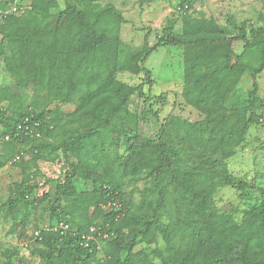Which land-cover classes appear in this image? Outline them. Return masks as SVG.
Returning <instances> with one entry per match:
<instances>
[{
	"label": "trees",
	"instance_id": "trees-1",
	"mask_svg": "<svg viewBox=\"0 0 264 264\" xmlns=\"http://www.w3.org/2000/svg\"><path fill=\"white\" fill-rule=\"evenodd\" d=\"M20 1L27 7L11 14L14 0H0V63L16 89L0 87V144L13 154L30 144L35 159L42 153L73 158L87 166L84 177L92 182L90 191L77 189L73 162L64 180H47L56 183L51 215L71 231L41 230L39 264H63L65 255L90 264L100 243L106 264H264V187L234 175L227 165L246 144L250 127L259 124L257 109L264 104L254 79L264 70V4L258 25L237 27L238 33L230 35L214 17L187 12L192 0H179L180 31L169 17L153 45L145 36L141 47L128 51L120 36L126 19L112 3L64 0L61 8L57 0ZM136 2L142 9L149 0ZM236 40L243 42L238 53ZM168 45L183 47L181 96L204 117L167 120L149 137L137 130L129 108L133 95H144L142 83H126L118 74L143 73L152 86L145 60ZM245 75L254 80L236 93ZM77 98L70 112L50 109ZM235 108L242 113L234 120L208 117ZM24 173L3 204L11 210L48 197L28 201L36 186ZM139 178L146 182L138 202H125L122 181ZM225 186L239 197L257 189L260 201L222 211L215 194ZM72 199L74 207L68 206ZM115 201L118 205L107 206L99 217L89 215L92 203L105 207ZM91 226L108 237L85 247L79 234ZM145 234L156 239L155 246L134 250Z\"/></svg>",
	"mask_w": 264,
	"mask_h": 264
},
{
	"label": "rangeland",
	"instance_id": "rangeland-1",
	"mask_svg": "<svg viewBox=\"0 0 264 264\" xmlns=\"http://www.w3.org/2000/svg\"><path fill=\"white\" fill-rule=\"evenodd\" d=\"M30 3V0H24ZM59 7L64 6V0H57ZM99 3H112L123 12L126 19L121 26L120 36L125 43L128 51H134L141 47L147 36L149 43L156 42V36L161 33V28L167 18H175L176 29L180 31L182 12L178 8L179 0H149L141 9L136 0H98ZM264 0H192V6L187 8V12L195 15H205L214 17L222 28L230 35L238 33L237 27L243 26L247 30L252 25H258V16L262 12ZM19 14V13H18ZM233 25H236L235 27ZM235 52L242 51L243 42L236 40L233 42ZM182 46H160L153 51L145 60V66L152 71L154 84L149 86L146 83L143 73L131 74L120 72V80L138 85L142 83L144 95H133L129 108L134 117V125L143 134L153 137L162 126V123L170 120H187L190 122L202 119L204 116L195 108L185 103L181 96L183 85L184 55ZM258 84L257 95L264 101V70L254 77ZM251 76H243L241 83L236 90L244 92L254 80ZM82 80L78 83L81 84ZM0 87H5L7 91L15 92L16 89L10 76L5 73L0 63ZM31 91V86H26ZM150 95L151 99L145 100V96ZM233 101V99H231ZM75 102L68 104L54 103L50 109L56 108L63 113L72 111ZM5 104V103H1ZM26 107V106H24ZM150 108V110H149ZM157 113V117L153 114ZM260 114L259 124H253L247 134L246 144L238 148L236 154L227 160L229 170L236 176L264 187V104L257 109ZM240 109H229L217 114L208 116L210 119L226 117L234 120L241 114ZM28 144L19 149L20 159L13 163L12 153L0 144V162L3 158L7 160L0 163V264H39V251L42 250L40 242L33 238L36 230H48L56 222L51 215L50 207L54 201L55 182L47 180H64L65 172L71 170L70 163L73 162L77 167L75 183L78 190H92V182L84 177L88 168L85 164L77 162L73 158L63 157L59 154L47 156L42 153L38 158L33 157V151ZM27 171L32 176L31 184L35 185V191L28 201L47 194L48 197L31 204H21L11 210L3 204L10 196V190L15 183L23 180ZM108 175L114 180L112 168L107 170ZM98 173L93 177L98 178ZM145 180H123V191L126 194L125 202L136 203L139 200V190L144 186ZM89 193V192H88ZM91 195V194H90ZM89 195V197H90ZM215 201L218 208L222 211H230L231 208L243 209L258 204L260 201L259 191L250 189L245 192L243 197H239L235 189L225 186L219 188L215 194ZM76 199H72L68 206L74 207ZM108 211L105 206L92 205L89 208L91 217H99ZM241 213L237 214L239 219ZM98 220V219H97ZM156 239L151 234L141 237L134 250L141 248L154 247ZM63 264H77L68 256H63ZM90 264H106L105 244L100 243L98 251Z\"/></svg>",
	"mask_w": 264,
	"mask_h": 264
},
{
	"label": "built area",
	"instance_id": "built-area-1",
	"mask_svg": "<svg viewBox=\"0 0 264 264\" xmlns=\"http://www.w3.org/2000/svg\"><path fill=\"white\" fill-rule=\"evenodd\" d=\"M25 3H22L20 0H14V2L11 4L10 9L8 10V13L11 14H18L20 12H22L27 5H24ZM19 128H21V125L19 126ZM19 159V156H15L14 160ZM117 206L118 203L115 202H108L106 204V207L108 206ZM50 229H52L53 231L59 232L60 234H65L70 232V226L68 223H66L63 220H60L58 222H56L52 227H50ZM99 236H102L103 238H107L108 237V233H106L105 231H103L100 228H96L94 226L89 227V229L86 232H83L81 234H79V238H80V244L83 246H89V243L91 241L97 242V239ZM33 237L36 240H40L42 238L41 235V230H36L33 233Z\"/></svg>",
	"mask_w": 264,
	"mask_h": 264
}]
</instances>
